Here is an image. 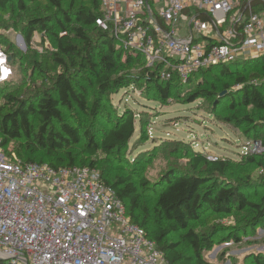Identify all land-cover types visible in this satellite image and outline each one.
<instances>
[{
    "label": "built area",
    "instance_id": "obj_1",
    "mask_svg": "<svg viewBox=\"0 0 264 264\" xmlns=\"http://www.w3.org/2000/svg\"><path fill=\"white\" fill-rule=\"evenodd\" d=\"M96 25L165 82L264 58V0H101ZM159 66L161 69H159ZM0 50V83L10 79ZM249 155H263L253 140ZM0 262L170 264L90 167L24 163L0 142Z\"/></svg>",
    "mask_w": 264,
    "mask_h": 264
},
{
    "label": "trees",
    "instance_id": "obj_2",
    "mask_svg": "<svg viewBox=\"0 0 264 264\" xmlns=\"http://www.w3.org/2000/svg\"><path fill=\"white\" fill-rule=\"evenodd\" d=\"M36 1L38 0H0V14L14 12L15 6L24 10L27 2ZM49 3L52 14L56 12L61 15L62 21L56 22L60 33L52 32L49 27L50 22L56 20V15L36 19L23 26L29 43L40 27L50 34L56 50L52 53L46 49L45 54H52L51 60L45 59L37 65L36 75L42 81V86L36 87L38 85L28 82L2 95L0 142L8 155L14 153L24 163H47L54 168L76 166L99 170L101 163L98 160L80 161L73 148L84 142L85 151L90 157L101 152L107 157L106 161L116 152H125L136 135V118L133 112L126 111L117 115L114 125L106 131L100 143L91 131L62 123L61 108L85 114L96 113L97 101L90 105L87 90L77 82V78L87 74L96 78L101 94L112 95L118 89L136 84L142 78L156 87L161 98H169L172 90L189 87L194 75L217 72L235 79V88L226 86L225 94L219 97V102L229 101L232 105L240 102L243 107H252L264 113V58L201 69L186 83H181L177 78L165 82L159 79L157 71L146 67L139 55L119 48L113 35L97 27L96 19L103 16L101 0H89V5L80 7H77V0H72V7L69 9H63L61 0H49ZM123 60L126 64H140V75L130 71H124L120 75L124 70L121 65ZM248 64L261 67V73H252L256 79L254 81H249L240 73L242 67H247ZM57 67L61 68L60 72L52 76V71ZM33 119L35 123L32 122ZM262 119L263 122L259 123L245 117L244 122L253 126L252 130L257 136L259 128H264V116ZM235 120L238 121L237 118ZM56 122L61 124L59 130L53 127ZM15 140L24 142L23 149L17 150L11 145ZM254 140L264 143V139L258 136ZM42 152L47 160L39 159L38 155ZM249 160L253 161L250 157ZM195 163L197 166H204V176L178 175L175 171H170L161 179L164 187L155 192L153 206L146 201L149 187L146 179H142L139 184L131 182L129 176L109 180L106 171L111 169L102 164L99 170L102 180L116 191L125 204L132 221L145 229L148 237L156 242L170 264H192L193 261L196 264H208L202 254L211 249L213 242L206 233H197L191 229L192 222H198L202 218L213 233H220L227 230L221 223L223 219L231 218L235 211H248L252 218L235 226L237 230L244 232L253 230L264 218L262 204L249 200L237 184L229 185L222 181L226 164L210 162L202 156L195 159ZM181 231L185 233L180 236V241L192 248L194 258L186 257L178 251V243L167 241L171 235ZM257 263L261 264L259 259Z\"/></svg>",
    "mask_w": 264,
    "mask_h": 264
},
{
    "label": "rangeland",
    "instance_id": "obj_3",
    "mask_svg": "<svg viewBox=\"0 0 264 264\" xmlns=\"http://www.w3.org/2000/svg\"><path fill=\"white\" fill-rule=\"evenodd\" d=\"M61 2L63 9L72 7V0ZM87 5L89 0H77V7ZM52 13L49 0H38L27 2L24 10L15 6L14 12L0 14V50L10 59L13 69L12 77L0 83V104L3 103V94L20 85L30 82L38 85L36 87L42 86V81L36 75L37 65L45 59L51 60L52 54H45L46 49L52 53L56 50L50 34L40 27L29 43L23 26L30 21L56 15V20L50 22L49 27L52 32L60 33L56 22L62 21L61 15ZM121 65L124 70L120 75L124 71L140 75V64H126L123 60ZM60 70L57 67L51 75L56 76ZM240 71L246 79L254 81L256 79L252 73H261V67L248 64ZM192 79L189 87L177 88L171 91L169 98H161L156 87L142 78L112 95L101 94L96 78L91 75L77 78L78 84L88 92L89 104L97 101V111L95 114H85L61 108L62 123L91 131L100 143L106 131L114 125L117 115L130 111L135 115L137 130L125 152H116L107 159L108 162L101 152L90 157L85 151L84 142L73 148L74 154L80 161L96 159L110 168L111 171H106L109 180L129 176L131 182L139 184L146 179L149 183L146 201L150 206L154 205L155 192L164 187L161 184L163 176L170 171L178 175L204 176V166H197L195 159L206 157L210 162L226 164L222 181L229 185L237 184L249 200L262 204L264 208V154L249 155L245 150L257 136L264 139V128L260 127L256 136L253 126L244 122L245 117H249L262 123L264 113L252 107H243L240 102L232 105L229 101H218L225 94L226 86L235 88L234 77L213 72L196 74ZM32 122L35 123L34 119ZM53 127L59 130L61 124L56 122ZM23 143L22 140H15L11 145L19 150L23 149ZM38 157L47 160L43 152ZM247 218H252L248 211H235L231 218L222 220L227 230L220 233H213L202 218L190 224L191 229L206 233L213 242L211 249L202 254L208 264H258V259L264 264V218L253 230H237L235 226ZM183 233L185 231L173 234L167 241L178 243V251L194 258L192 248L180 241ZM192 264L196 263L193 261Z\"/></svg>",
    "mask_w": 264,
    "mask_h": 264
},
{
    "label": "water",
    "instance_id": "obj_4",
    "mask_svg": "<svg viewBox=\"0 0 264 264\" xmlns=\"http://www.w3.org/2000/svg\"><path fill=\"white\" fill-rule=\"evenodd\" d=\"M223 96V95H222ZM0 260H2V259H0Z\"/></svg>",
    "mask_w": 264,
    "mask_h": 264
}]
</instances>
